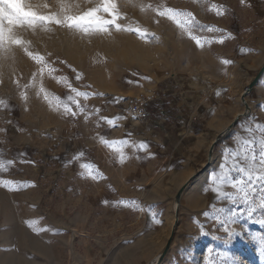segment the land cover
<instances>
[{
    "label": "rangeland",
    "instance_id": "374dc122",
    "mask_svg": "<svg viewBox=\"0 0 264 264\" xmlns=\"http://www.w3.org/2000/svg\"><path fill=\"white\" fill-rule=\"evenodd\" d=\"M54 2L24 0L42 14L53 10ZM42 3L50 7H36ZM93 3L81 2V9ZM116 3L125 17L120 23L140 27L144 39L114 29L90 40L55 26L48 32L16 29L33 52L58 69L56 76L94 93L80 103L114 119V125L97 126L95 115L85 122L82 115L65 117L55 105L50 108L36 94L41 84L50 96L70 93L47 73L37 76L22 100V87L13 81L28 83L37 66L20 49L0 60V162L5 165L0 180L15 182L14 190L0 187V264H264V227L246 214L235 224H222L229 210L240 213L242 206L205 191L223 149L235 135L248 136L242 126H264V0ZM148 4L191 12L204 26L193 34L213 43L197 47L173 22L140 10ZM213 4L225 14L208 11ZM209 26L219 31L207 32ZM220 39L224 42H216ZM140 95L151 99L145 120L126 109V102ZM259 136L255 131L253 138ZM101 137L145 142L149 148L118 145L126 156L119 163ZM80 153L77 162L68 163ZM80 163L93 164L101 178H82ZM231 175L241 178L236 171ZM225 191L235 190L225 186ZM118 201L127 205L116 206ZM260 219L264 209L257 208L252 220ZM225 227L245 239L226 242Z\"/></svg>",
    "mask_w": 264,
    "mask_h": 264
},
{
    "label": "snow or ice",
    "instance_id": "6c2138e0",
    "mask_svg": "<svg viewBox=\"0 0 264 264\" xmlns=\"http://www.w3.org/2000/svg\"><path fill=\"white\" fill-rule=\"evenodd\" d=\"M81 2L93 3V0H55L53 10L48 11L46 14H42L33 10V7L26 5L24 0H0V60H7L13 57L14 52L17 49L23 51L37 66V71L32 74L28 83L21 86L18 80L13 82L18 87H22L20 92V98L27 101V89L32 88L36 84L37 76L43 77L45 73L55 80L58 84H63L70 95L66 98H58L56 96H50L41 84L37 91V96L43 95V100L49 105L50 108L55 105L54 110L59 111L62 116L76 118L83 116L85 122L88 121L93 115L97 116V126L101 121L106 122L108 125H114V119L100 117L98 109L89 110L86 104H81L80 100L87 101L90 96H94V93L88 91H80L78 88L73 87L72 83L66 76H56L58 69L53 67L49 63L45 56L33 52L30 49V42L21 38L17 33V28L30 29L33 32L37 28L42 29L45 32L51 31L50 26H55L58 29H64L73 36H79L82 40L89 39L95 35L110 36L112 30L116 32L134 33L137 37L144 39L146 32L140 27H133L132 25L125 26L120 21L125 19L118 9L116 0H96L92 7L86 10L81 9ZM128 2V0H126ZM193 3H202L203 0H192ZM245 0H241L243 4ZM136 6V5H132ZM36 7L42 9H48L49 3H42ZM141 11L151 10L154 12L155 17L166 19L173 22L175 26L180 30V34L189 40L193 41L197 47H202L206 42L208 44L213 43L212 40H205L198 35L193 34L197 29H202L204 26L199 25L191 12L178 11L173 8L167 7L163 4L153 7V5H139ZM208 11H214L219 17L225 14L224 10L219 5H211L207 9ZM207 32H217L218 29L213 27H207ZM223 43V39L216 41ZM63 63V61H60ZM225 65L230 63L225 60L222 61ZM75 72V69H72ZM80 73L75 74V80H82ZM87 87V86H84ZM3 102L0 101V104ZM70 105H74L70 106ZM243 132L248 136L237 134L233 137L232 145L225 147L222 151V162L218 166L219 170L214 171L208 180L209 187L205 191H210L214 194V198H218L221 201L230 202L233 205H241L243 211L237 212L235 208L229 210L227 220L222 221V224H235L237 217L246 214L248 220L254 223H258L264 227V219L258 221L252 220L253 214L257 211V208L264 209V126L259 123L255 125V130L251 126H242ZM6 131V130H3ZM255 131L260 133L258 139L253 138ZM102 146L110 149L116 153L118 162L124 163L126 156L123 148L120 146H130L137 150H147L148 144L140 142L138 145L136 142H130L128 139L120 140L119 142H109L105 138H100ZM258 144L259 152L258 157L256 155V147ZM120 145V146H118ZM83 153L79 155L74 154L68 161L69 164L77 162ZM11 163V162H9ZM231 164V167H229ZM5 165L0 162V172L3 171ZM79 168L82 170L78 173L82 178L91 179L96 181L101 178V173L91 163H80ZM236 171L241 174L240 179H235L231 173ZM11 183L0 180V187H5L7 190H14L10 187ZM225 186H230L234 189V192L225 191ZM23 187V185H20ZM259 192V199H256V193ZM107 204V201H104ZM127 205L126 201H118L116 206ZM221 212L225 209L221 208ZM155 218V214H153ZM218 222L219 217L217 218ZM219 230V229H218ZM227 233V241L230 242L236 237L245 239V236L239 231L229 230L224 228ZM205 233L201 232V235ZM220 239V237H216ZM211 249H209V252Z\"/></svg>",
    "mask_w": 264,
    "mask_h": 264
},
{
    "label": "built area",
    "instance_id": "2783aa9c",
    "mask_svg": "<svg viewBox=\"0 0 264 264\" xmlns=\"http://www.w3.org/2000/svg\"><path fill=\"white\" fill-rule=\"evenodd\" d=\"M151 104V99L140 95L133 97L126 102V109L130 116L136 120H145L147 117V110Z\"/></svg>",
    "mask_w": 264,
    "mask_h": 264
},
{
    "label": "water",
    "instance_id": "95a60500",
    "mask_svg": "<svg viewBox=\"0 0 264 264\" xmlns=\"http://www.w3.org/2000/svg\"><path fill=\"white\" fill-rule=\"evenodd\" d=\"M262 71H263V70H261V71L257 74V76L254 78V80H253L252 83L250 84V87H249V88H252V86L256 83V81H257L258 77L260 76V74L262 73ZM169 244H170V240L167 241V243H166V245H165L163 251L161 252V254H160L159 257H158V261L161 260V259L165 256V254H166V252H167V250H168V248H169Z\"/></svg>",
    "mask_w": 264,
    "mask_h": 264
},
{
    "label": "bare ground",
    "instance_id": "6f19581e",
    "mask_svg": "<svg viewBox=\"0 0 264 264\" xmlns=\"http://www.w3.org/2000/svg\"><path fill=\"white\" fill-rule=\"evenodd\" d=\"M41 2V1H40ZM242 100H244L243 98H242ZM245 106H247V104H245Z\"/></svg>",
    "mask_w": 264,
    "mask_h": 264
}]
</instances>
